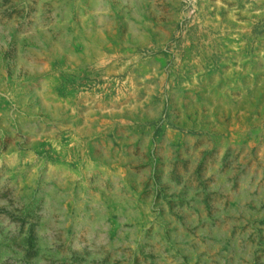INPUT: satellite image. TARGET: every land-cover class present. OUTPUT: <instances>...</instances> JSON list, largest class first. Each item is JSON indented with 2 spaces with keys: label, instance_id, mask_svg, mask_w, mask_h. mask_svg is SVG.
I'll return each instance as SVG.
<instances>
[{
  "label": "rangeland",
  "instance_id": "rangeland-1",
  "mask_svg": "<svg viewBox=\"0 0 264 264\" xmlns=\"http://www.w3.org/2000/svg\"><path fill=\"white\" fill-rule=\"evenodd\" d=\"M0 264H264V0H0Z\"/></svg>",
  "mask_w": 264,
  "mask_h": 264
}]
</instances>
